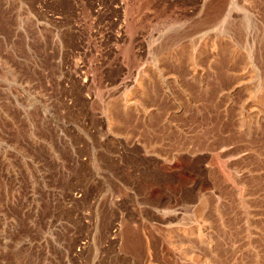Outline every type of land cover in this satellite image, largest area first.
<instances>
[{"label":"rangeland","instance_id":"1","mask_svg":"<svg viewBox=\"0 0 264 264\" xmlns=\"http://www.w3.org/2000/svg\"><path fill=\"white\" fill-rule=\"evenodd\" d=\"M0 264H264V0H0Z\"/></svg>","mask_w":264,"mask_h":264}]
</instances>
